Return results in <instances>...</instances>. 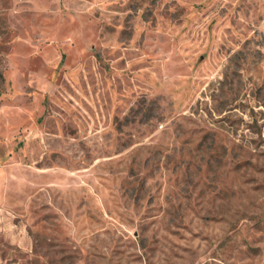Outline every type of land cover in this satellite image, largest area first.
Wrapping results in <instances>:
<instances>
[{"label":"rangeland","instance_id":"rangeland-1","mask_svg":"<svg viewBox=\"0 0 264 264\" xmlns=\"http://www.w3.org/2000/svg\"><path fill=\"white\" fill-rule=\"evenodd\" d=\"M0 264H264V0H0Z\"/></svg>","mask_w":264,"mask_h":264}]
</instances>
